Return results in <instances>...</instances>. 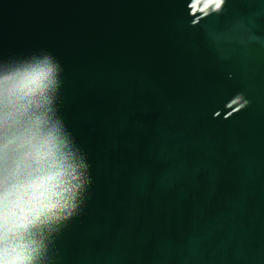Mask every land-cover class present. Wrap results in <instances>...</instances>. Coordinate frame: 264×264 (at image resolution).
I'll list each match as a JSON object with an SVG mask.
<instances>
[{"label": "water", "instance_id": "water-1", "mask_svg": "<svg viewBox=\"0 0 264 264\" xmlns=\"http://www.w3.org/2000/svg\"><path fill=\"white\" fill-rule=\"evenodd\" d=\"M215 2L0 0L91 165L60 264H264V0Z\"/></svg>", "mask_w": 264, "mask_h": 264}, {"label": "clouds", "instance_id": "clouds-1", "mask_svg": "<svg viewBox=\"0 0 264 264\" xmlns=\"http://www.w3.org/2000/svg\"><path fill=\"white\" fill-rule=\"evenodd\" d=\"M64 67L48 48L0 56V264H60L86 206L88 155L62 114Z\"/></svg>", "mask_w": 264, "mask_h": 264}, {"label": "snow or ice", "instance_id": "snow-or-ice-1", "mask_svg": "<svg viewBox=\"0 0 264 264\" xmlns=\"http://www.w3.org/2000/svg\"><path fill=\"white\" fill-rule=\"evenodd\" d=\"M224 0H216L215 2V9H220L221 5L223 4ZM208 5L206 4L205 7H207ZM193 10L195 11V4H193ZM233 103H236V101H233Z\"/></svg>", "mask_w": 264, "mask_h": 264}]
</instances>
